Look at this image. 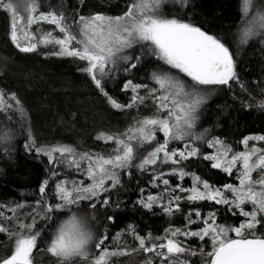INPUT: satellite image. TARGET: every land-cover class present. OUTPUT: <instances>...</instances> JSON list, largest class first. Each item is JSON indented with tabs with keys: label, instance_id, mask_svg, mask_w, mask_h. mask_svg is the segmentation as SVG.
<instances>
[{
	"label": "snow or ice",
	"instance_id": "1",
	"mask_svg": "<svg viewBox=\"0 0 264 264\" xmlns=\"http://www.w3.org/2000/svg\"><path fill=\"white\" fill-rule=\"evenodd\" d=\"M106 4L86 13L87 0H0L15 49L75 61L128 119L95 135L113 145L106 152L43 143L24 101L0 87V117L11 125L0 130V159L22 147L47 161L36 190L0 202V264H264V133L234 145L217 131L235 121L232 110L264 113V69L251 81L239 71L250 49L264 63V0H243L240 26L223 32L197 18L194 0ZM9 63L0 57V76ZM214 99L223 102L213 110ZM196 161L230 180L206 178ZM130 204L165 218L162 232L135 219L114 230Z\"/></svg>",
	"mask_w": 264,
	"mask_h": 264
},
{
	"label": "trees",
	"instance_id": "2",
	"mask_svg": "<svg viewBox=\"0 0 264 264\" xmlns=\"http://www.w3.org/2000/svg\"><path fill=\"white\" fill-rule=\"evenodd\" d=\"M243 0H194L197 6V18L205 22L206 27L223 32L229 24L233 31L240 26L242 13L239 11ZM112 5L117 0H110ZM86 13L95 10H108L106 0H87ZM9 19L0 11V57H10V63L0 76V87L15 91L24 101L31 115V123L39 140L43 143H70L83 146L93 151H107L113 145L95 141L99 131L122 128L128 123L127 117L117 113L97 95L84 75L77 71V63L69 58L45 57L43 51L20 53L11 45L9 37ZM264 63L261 54L251 49L244 62L239 65L242 78L255 80L261 75ZM250 89L253 87L249 85ZM239 91V89H237ZM255 94V93H253ZM124 99L123 96L120 97ZM217 101L211 102L213 110ZM228 104H232L229 97ZM238 107V105H237ZM77 114L72 125L61 123L60 117L68 120L70 113ZM235 121H228L223 128H218L234 145L243 135L264 133V113L253 110L251 114L232 110ZM11 127L0 117V130ZM19 127V125H16ZM23 137L18 138L21 143ZM242 149V145L238 146ZM43 160V162H41ZM46 158L40 160L26 155L22 147L14 155V160L0 159V202L19 199L21 193H31L46 176ZM194 170H202L206 178L222 182L230 180L218 170H210L204 162L196 161ZM190 184V180L186 181ZM126 199H135L134 193H128ZM138 220L141 228L162 232L166 220L160 216L141 215L132 205L119 215L114 230L124 226L127 221ZM236 218L227 222L232 223ZM224 222V221H220ZM238 222V220H237ZM0 234V242L6 241ZM130 239V238H129ZM6 254V247L0 243V256ZM142 257H122L118 264H140ZM38 264H49L47 257H40Z\"/></svg>",
	"mask_w": 264,
	"mask_h": 264
},
{
	"label": "rangeland",
	"instance_id": "3",
	"mask_svg": "<svg viewBox=\"0 0 264 264\" xmlns=\"http://www.w3.org/2000/svg\"><path fill=\"white\" fill-rule=\"evenodd\" d=\"M125 126H126V125H125ZM125 126H124V127H125ZM124 127H122L121 129H123Z\"/></svg>",
	"mask_w": 264,
	"mask_h": 264
}]
</instances>
